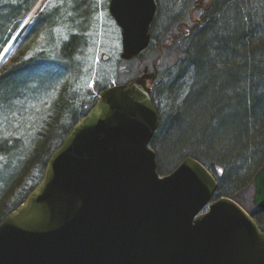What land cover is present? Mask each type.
I'll use <instances>...</instances> for the list:
<instances>
[{"label": "water", "instance_id": "95a60500", "mask_svg": "<svg viewBox=\"0 0 264 264\" xmlns=\"http://www.w3.org/2000/svg\"><path fill=\"white\" fill-rule=\"evenodd\" d=\"M131 61L151 44L156 0H111ZM170 47L171 45H166ZM144 73L100 93L49 159L42 180L0 224V264H264V232L187 157L160 176L150 145L160 127ZM264 211V165L254 180ZM209 209L207 212L206 209Z\"/></svg>", "mask_w": 264, "mask_h": 264}, {"label": "trees", "instance_id": "16d2710c", "mask_svg": "<svg viewBox=\"0 0 264 264\" xmlns=\"http://www.w3.org/2000/svg\"><path fill=\"white\" fill-rule=\"evenodd\" d=\"M228 1L216 0L212 11L200 15L199 22L192 30H185V26H180L181 24L176 28L175 25L171 27L174 31L171 30V40L168 42L161 43L153 38L155 41L150 49L153 50L155 59L162 45L172 44L170 49L164 48V56L159 63V79L166 73V68L162 66L169 55L179 52L177 58L181 57L179 64L175 63L176 67L171 70H174V80L171 82V75L166 77L168 81L165 92L161 91L162 82H157L154 89L153 94L160 92L161 95L170 94L177 98L175 106H179L176 114L162 126V129H168H160L155 138H160L163 150V164L160 163L159 166L158 163L161 175H166L164 168L167 169L169 163L174 171L185 156L194 154L191 156L205 165L206 161H212L222 168L219 170L220 187L217 197H229L245 206L238 195L242 190L254 188L255 175L264 164V27H249L243 21L244 15H239L238 19L232 17V20L224 22L222 29L226 34H219L220 16L229 19L225 16V10L228 7L232 11ZM36 2L37 0H0V53L10 43L13 33L18 30ZM198 4H202V0H188L190 9ZM187 17L190 20V13ZM40 26L44 28L43 24ZM79 37H73L64 45L62 50L69 53V56H65L63 62H67L70 53H75L80 48L82 37ZM145 53L130 62H123L132 64ZM25 71L26 66L14 67L8 71L0 81V100L3 99L2 94L8 95L19 89L17 80L22 78ZM64 92L59 104L57 103L58 109L55 110L58 126L56 134H59L55 149L50 150L47 142L41 143L39 154L35 153L31 162V158L27 159L26 164L30 162V167L38 166L39 175L36 183L27 191L26 197L41 181L51 155L97 102L84 101L75 109L73 100L66 95L68 91L65 89ZM90 94L98 93L95 89ZM152 99L162 118L154 97ZM151 145L155 147V139ZM10 150L9 142L0 139V156L9 155ZM242 163L243 169L239 168ZM20 205L21 203L15 209ZM252 215L264 231V211L256 209ZM4 220H0V224Z\"/></svg>", "mask_w": 264, "mask_h": 264}, {"label": "rangeland", "instance_id": "374dc122", "mask_svg": "<svg viewBox=\"0 0 264 264\" xmlns=\"http://www.w3.org/2000/svg\"><path fill=\"white\" fill-rule=\"evenodd\" d=\"M110 1L37 0L0 53V81L11 68L26 66L25 74L17 80L19 89L8 95L2 94L3 99L0 100V139L9 142L11 147L9 155L0 156V220L7 218L18 204L26 200L27 191L36 183L39 169L38 166L30 167V162L39 152L41 143L47 142L50 150L55 149L59 139L55 110L65 89L77 109L84 101L93 100L90 93L95 89L100 94L112 82L122 84L139 76L145 67L152 72L155 59L152 49L132 64L122 61V31L110 14ZM156 3L157 12L150 29L156 41H170L171 30L182 23L193 25L187 17L190 11L188 0H156ZM228 3L232 11L228 7L225 10L229 19L220 16L219 34H226L222 29L224 22L232 17L238 19L239 15H244L243 21L249 27H264V0H229ZM199 16L200 13H195L196 20ZM79 36L82 37L80 48L70 53L67 62H63L62 59L69 56L62 50L64 45ZM179 54L169 55L162 66L166 73L157 80L162 82V92L167 88L166 77L171 75V82L175 78L172 76L174 70H171L176 67L175 63L179 64ZM153 97L162 113V129L176 114L179 106H175V102L178 99L160 92ZM167 129L165 127L162 131ZM155 144L152 149L157 153L160 166L163 164L160 138H155ZM27 159H30L29 165L26 164ZM169 164L167 169L164 168L166 174L173 171ZM205 166L219 178L220 166L212 161H206ZM240 167L243 169V163ZM253 196L254 188L242 190L238 199L248 210L255 211Z\"/></svg>", "mask_w": 264, "mask_h": 264}, {"label": "flooded vegetation", "instance_id": "af4514ba", "mask_svg": "<svg viewBox=\"0 0 264 264\" xmlns=\"http://www.w3.org/2000/svg\"><path fill=\"white\" fill-rule=\"evenodd\" d=\"M212 2H213V0H209V2H207V0H202V4H200V5L198 4L190 10V14H191L190 20L193 22L194 26H196L197 22H199L198 19L197 20L195 19V13H200V15H202V14L204 15V14L208 13L210 11V7L212 5ZM188 25H189L188 23H182L180 26H185L184 29L188 30L191 28ZM181 33L184 34L183 31H181Z\"/></svg>", "mask_w": 264, "mask_h": 264}, {"label": "bare ground", "instance_id": "6f19581e", "mask_svg": "<svg viewBox=\"0 0 264 264\" xmlns=\"http://www.w3.org/2000/svg\"><path fill=\"white\" fill-rule=\"evenodd\" d=\"M215 2H216V0H213V2H212V5H211V7H210V11H209V12H211V11H212V9L214 8ZM209 12H208V13H209Z\"/></svg>", "mask_w": 264, "mask_h": 264}]
</instances>
